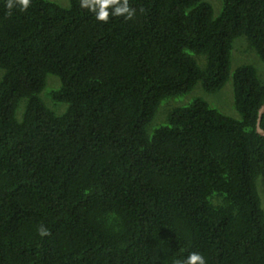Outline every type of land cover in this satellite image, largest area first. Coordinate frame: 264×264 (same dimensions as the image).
Returning <instances> with one entry per match:
<instances>
[{"label": "trees", "instance_id": "1", "mask_svg": "<svg viewBox=\"0 0 264 264\" xmlns=\"http://www.w3.org/2000/svg\"><path fill=\"white\" fill-rule=\"evenodd\" d=\"M0 0V264H264V0ZM58 84L43 92L46 78ZM231 78L234 118L201 98ZM48 105H47V104ZM65 104V109L60 113ZM260 126L264 129V113ZM41 229L47 234L41 235Z\"/></svg>", "mask_w": 264, "mask_h": 264}, {"label": "rangeland", "instance_id": "2", "mask_svg": "<svg viewBox=\"0 0 264 264\" xmlns=\"http://www.w3.org/2000/svg\"><path fill=\"white\" fill-rule=\"evenodd\" d=\"M50 1L56 2L62 7H66L68 5V0H50ZM205 1H207L212 6L214 14L217 15L221 7L220 0H205ZM242 64L252 65L259 74L262 73L261 71L264 69L262 62L255 54V52L248 47L243 36L236 38L232 43V49L230 55V72H232L235 67ZM57 84L59 86L58 78L53 75H48L46 78L45 87L41 92V95L43 92L53 89L52 86H56ZM195 98L203 99L211 107H214L215 109H217L218 111L222 112L225 115L234 118L238 117V114L236 113L233 107L232 84H231V78H229L226 81V83L222 86V88L216 92H212V93L206 92L203 90L200 84H196L194 88L186 94L178 95L174 97H168L164 99L160 103L159 109L154 119L152 120L150 127L151 128L155 127L158 124L165 121L164 116L167 110L163 112V109H168L172 106L187 105ZM59 106L60 107L62 106V109L57 110L58 113H60L65 109V104ZM262 207L264 208L263 203H262Z\"/></svg>", "mask_w": 264, "mask_h": 264}, {"label": "clouds", "instance_id": "3", "mask_svg": "<svg viewBox=\"0 0 264 264\" xmlns=\"http://www.w3.org/2000/svg\"><path fill=\"white\" fill-rule=\"evenodd\" d=\"M21 11H26L31 0H15ZM7 7H13V0H9ZM81 7L93 12L96 19L107 22L110 15L125 16L130 18L133 14L129 7L128 0H81ZM47 230L41 229V235H46ZM175 264H206V260L199 252L190 253L185 259L177 260Z\"/></svg>", "mask_w": 264, "mask_h": 264}, {"label": "water", "instance_id": "4", "mask_svg": "<svg viewBox=\"0 0 264 264\" xmlns=\"http://www.w3.org/2000/svg\"><path fill=\"white\" fill-rule=\"evenodd\" d=\"M264 113V103L261 105V107L258 109V116H257V120H256V128L255 131L264 137V129L260 126V120H261V116Z\"/></svg>", "mask_w": 264, "mask_h": 264}]
</instances>
